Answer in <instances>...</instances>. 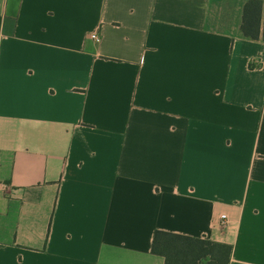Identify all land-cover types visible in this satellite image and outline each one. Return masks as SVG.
I'll list each match as a JSON object with an SVG mask.
<instances>
[{"label":"crops","instance_id":"crops-1","mask_svg":"<svg viewBox=\"0 0 264 264\" xmlns=\"http://www.w3.org/2000/svg\"><path fill=\"white\" fill-rule=\"evenodd\" d=\"M245 1L0 0V264H164L155 230L264 264Z\"/></svg>","mask_w":264,"mask_h":264},{"label":"trees","instance_id":"trees-1","mask_svg":"<svg viewBox=\"0 0 264 264\" xmlns=\"http://www.w3.org/2000/svg\"><path fill=\"white\" fill-rule=\"evenodd\" d=\"M242 35L264 41V0H246L240 24ZM151 252L164 258V264H228L231 245L204 237L155 230Z\"/></svg>","mask_w":264,"mask_h":264},{"label":"built area","instance_id":"built-area-1","mask_svg":"<svg viewBox=\"0 0 264 264\" xmlns=\"http://www.w3.org/2000/svg\"><path fill=\"white\" fill-rule=\"evenodd\" d=\"M89 38H91L94 41H98L100 39V36L97 31H93L89 34ZM220 219H221L220 225H223L226 221L225 214H221Z\"/></svg>","mask_w":264,"mask_h":264}]
</instances>
